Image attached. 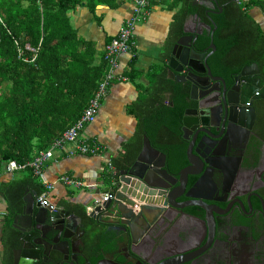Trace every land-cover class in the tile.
Here are the masks:
<instances>
[{"label":"trees","instance_id":"obj_1","mask_svg":"<svg viewBox=\"0 0 264 264\" xmlns=\"http://www.w3.org/2000/svg\"><path fill=\"white\" fill-rule=\"evenodd\" d=\"M116 1L0 0V193L7 206L3 217L7 264L12 263L15 245L13 220L23 213L27 194L34 192L38 196L45 187L30 167L7 173L6 165L10 161L24 165L38 151L50 149L81 117L107 69L105 52L99 60L94 43L79 35L69 12L83 2L94 11L99 5L111 6ZM217 3L223 10L212 15L217 30L211 63L216 72L220 73L227 63L241 70L255 62L264 77V23L251 12L254 7H261L264 12V1ZM171 9L176 12L168 36V53L183 35L189 16L197 13L209 23L205 7L194 5L191 0H173ZM211 42L210 32L205 31L199 36L196 49L210 51ZM27 44L35 51L26 49ZM151 73L150 86L130 106L137 118L136 130L124 148L111 158L118 174L137 160L145 134L156 148L169 154L172 170L178 171L184 161V149L172 141L189 104V89L169 78L166 66ZM109 175L110 172L105 174ZM57 207L78 215L87 229L94 232L90 234L94 236L90 239L91 248L111 245L104 226L88 215L85 205L62 201Z\"/></svg>","mask_w":264,"mask_h":264},{"label":"flooded vegetation","instance_id":"obj_2","mask_svg":"<svg viewBox=\"0 0 264 264\" xmlns=\"http://www.w3.org/2000/svg\"><path fill=\"white\" fill-rule=\"evenodd\" d=\"M192 3L205 7L209 23L197 13L188 21L198 15L211 25L212 15L222 12L218 7L208 12L207 6ZM188 28L195 30L191 25ZM212 55L204 67L196 65L200 73L185 67L177 74L181 81L175 80L189 89L185 112L192 110L188 128L183 130L181 120L172 141L184 149V161L178 171L172 170L166 154V169L175 177L170 182L158 176L155 167H148L149 190L162 202L149 211V222L141 217L132 222L134 242L123 239L124 224L117 217L98 215L93 219L104 226L111 245L94 250L90 247L94 232L78 215L69 230L50 233L54 212L40 217L41 238L37 241L43 243L44 250L38 264H49L51 258L62 264H160L178 256L186 258L179 264H264V77L260 70L254 76L261 80L257 84L241 76L243 68L255 62L241 70L227 63L216 72ZM190 159L199 173L189 175L179 186L176 180ZM135 163L121 171L128 173ZM162 189L165 193L159 196ZM206 208L212 212L213 223L204 221Z\"/></svg>","mask_w":264,"mask_h":264},{"label":"crops","instance_id":"obj_3","mask_svg":"<svg viewBox=\"0 0 264 264\" xmlns=\"http://www.w3.org/2000/svg\"><path fill=\"white\" fill-rule=\"evenodd\" d=\"M249 1V0H242ZM264 1V0H263ZM173 0H160L150 6L147 19L137 24L135 30V50L120 56L119 72L128 77L126 81H116L109 89L96 116V120L87 125L83 135L97 140L106 146L104 156L68 155L63 150H55L53 160L47 163L45 173L48 181L54 184L50 193V201L57 206L59 202H77L86 206L91 212L93 201L108 191L107 160L116 156L129 141L137 127V118L131 113L133 104L144 89L151 84V72L157 67H165L164 55L169 47L168 36L174 18L175 10L171 9ZM133 0H117L113 5H99L93 11L86 2L69 12L71 23L79 35L94 43L98 51V59L103 58L106 45L114 38L124 21L134 12ZM252 15L261 24L264 23V12L261 7L251 9ZM196 22V20H195ZM169 54V53H168ZM167 67V66H166ZM136 74H139L135 77ZM26 173L23 172V175ZM72 175L84 181L85 186L73 188L63 183L62 175ZM4 196L0 193V210L6 211ZM51 213V212H50ZM23 214L17 215L22 216ZM15 220V219H14ZM12 224L16 231L11 256L14 264V248L19 230L15 226H22L24 219ZM5 219L0 218V264H7L5 260L6 246L4 245ZM17 234V237H16ZM9 239H12L9 237Z\"/></svg>","mask_w":264,"mask_h":264},{"label":"water","instance_id":"obj_4","mask_svg":"<svg viewBox=\"0 0 264 264\" xmlns=\"http://www.w3.org/2000/svg\"><path fill=\"white\" fill-rule=\"evenodd\" d=\"M194 3L205 5L208 7V12H213L212 9L218 7L217 0H192ZM221 12L222 7H218ZM196 20V22H195ZM189 25L195 27L194 29L188 28ZM197 27V29H196ZM210 32L212 42L210 44L211 52L207 54L197 50L193 43L198 40L199 36L204 32ZM217 30V25L214 20L211 21V25L203 22L198 15L194 16L193 20H187L184 24V33L181 35L175 44L171 47V50L166 57L165 65L167 66L168 76L171 79L178 78L177 74L183 73L185 67L196 70V65L204 67L206 65L207 58L216 51V45L214 44L213 38L214 33ZM260 73V68L257 63L245 66L242 70L241 76L243 78L248 77L250 81L257 84L261 83L259 78H254L256 74ZM196 85L192 88L191 99L195 100L196 97L193 93L196 91ZM198 89V88H197ZM192 110L188 109L182 119L183 130L185 131L189 124L191 118H189V113ZM202 123V121H201ZM192 145L188 150L189 155L192 154ZM152 166L156 168L158 176L166 179L170 182V178H175L166 169V153L156 148L151 139L145 134L143 137V146L137 157L136 163L127 173L126 171H121L119 174L110 173L107 177V188L109 191L103 194L102 190L99 191V196L93 201V208L89 212L91 218L103 217H117L119 222L124 224L123 239L128 242H134V233L132 230V222L136 220L137 217L144 218L149 222V211L155 207L161 206V200L159 198H154L153 194L156 192L149 190L151 183L148 180V167ZM140 169L138 171L135 168ZM195 170L194 161L190 159V165L180 172V177L176 180L179 182V186L184 185L187 181V177L191 174H198ZM175 184V182H174ZM149 185V186H148ZM165 191L162 189L158 192V195H163ZM26 204L23 209L22 216H16L14 223L19 221V219H24L25 223L22 226H15L19 230L18 237L16 238V247L14 248V264H38L37 261L40 259V255L43 253V243L38 242L37 239L41 238L39 236L40 228L39 224L42 222L40 217L53 215L54 212L50 211V208L41 205V203L36 199V194L34 192H29L25 197ZM167 202H165L166 204ZM163 205V204H162ZM51 212V213H50ZM207 216L204 221L214 222V218L210 209L206 208ZM55 220H50L51 231L54 233L58 231L60 234L63 231H67L71 227V222L78 221L79 217L75 214H71L70 211L65 209H60L55 212ZM50 219V218H48ZM102 222L106 223V220L101 219ZM59 223L60 227L56 226ZM56 251L62 252L60 249L56 248ZM178 256L176 258L169 259L160 264H179L181 260L186 258ZM142 263V261L140 260ZM49 264H62L58 259L51 258Z\"/></svg>","mask_w":264,"mask_h":264},{"label":"built area","instance_id":"obj_5","mask_svg":"<svg viewBox=\"0 0 264 264\" xmlns=\"http://www.w3.org/2000/svg\"><path fill=\"white\" fill-rule=\"evenodd\" d=\"M133 15L124 21L120 27L118 34L105 47V59L107 69L105 75L100 81L95 96L90 100V104L84 109L81 117L73 126L65 131L61 138L55 141L50 149L38 151L33 160L20 165L16 161H10L5 168L7 173H14L17 170H23L26 167L32 169L33 175L37 177L44 185V191L36 198L41 205L50 208L51 212H56V206L49 200V195L54 189V184L50 183L46 177L45 168L48 162L53 160L55 150H63L68 155H89L104 156L106 146L97 140L88 139L83 135L85 127L96 120L98 111L102 105V100L107 96L110 87L116 81H126L128 77L119 72L120 56L124 53H133L135 48V30L137 24L147 19L150 14V6L160 0H133ZM247 2V1H246ZM1 39V36H0ZM26 49L35 51V48L29 44ZM21 51V49L19 48ZM107 170L110 173H117L111 159L107 160ZM64 184L73 188H81L85 186L84 181L72 175L64 174L60 178ZM6 216V211L0 210V218Z\"/></svg>","mask_w":264,"mask_h":264},{"label":"clouds","instance_id":"obj_6","mask_svg":"<svg viewBox=\"0 0 264 264\" xmlns=\"http://www.w3.org/2000/svg\"><path fill=\"white\" fill-rule=\"evenodd\" d=\"M111 159V158H110ZM117 173H118V171H117ZM37 197V196H36ZM37 199V198H36ZM58 210H60L59 208H58ZM1 218H3V217H1Z\"/></svg>","mask_w":264,"mask_h":264},{"label":"rangeland","instance_id":"obj_7","mask_svg":"<svg viewBox=\"0 0 264 264\" xmlns=\"http://www.w3.org/2000/svg\"><path fill=\"white\" fill-rule=\"evenodd\" d=\"M140 23V22H139ZM49 200H51L50 198H49Z\"/></svg>","mask_w":264,"mask_h":264}]
</instances>
